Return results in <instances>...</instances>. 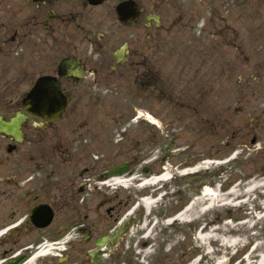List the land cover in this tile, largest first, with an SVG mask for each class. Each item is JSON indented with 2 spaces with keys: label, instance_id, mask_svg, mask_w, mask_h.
<instances>
[{
  "label": "flooded vegetation",
  "instance_id": "1",
  "mask_svg": "<svg viewBox=\"0 0 264 264\" xmlns=\"http://www.w3.org/2000/svg\"><path fill=\"white\" fill-rule=\"evenodd\" d=\"M211 138L264 174V0H0V264H125Z\"/></svg>",
  "mask_w": 264,
  "mask_h": 264
},
{
  "label": "rangeland",
  "instance_id": "2",
  "mask_svg": "<svg viewBox=\"0 0 264 264\" xmlns=\"http://www.w3.org/2000/svg\"><path fill=\"white\" fill-rule=\"evenodd\" d=\"M226 57H233V51L226 50ZM230 80L234 89L237 78L232 77ZM237 84H239L238 81ZM162 134L164 135V132ZM162 140L166 142V136H163ZM218 144L214 138H211L209 160L218 161L221 164L225 157L218 154ZM152 158L154 159L152 156L148 159ZM219 164H210L208 183L200 184L198 187L185 182L171 183L166 186V189L162 191V199L145 214L144 225L142 226L141 223L133 228V232L142 230L138 237L140 239L143 233L150 232L148 239L151 240H148L144 248L146 250L137 249L127 253L125 264H144L140 261L141 255L146 260L145 264H218L221 262L224 264L225 260L228 264H233L237 259H240L237 262H242L241 256L248 251L254 241L258 244L256 251H264V217H261L264 211L261 206L259 211V206L256 204L258 197L261 196L260 188H253L251 192L247 191L249 186L261 185L264 180L258 175H247L248 178L243 179L245 174L236 160L226 164L223 169L217 168ZM248 166L247 161L243 160L242 168L248 169ZM151 175L154 174L147 175V178ZM202 185L219 195L220 199L217 198V204L213 207L207 199L204 198L202 201L200 193L202 188H205L201 187ZM145 190L148 192L147 196H156L159 193V190H150V188ZM185 198L188 199L182 200ZM193 201L195 202L192 208L185 212L184 220H170L177 213L184 211V207L191 205ZM237 202L239 203L235 204ZM257 216L261 218L257 220ZM164 217L166 218L163 219ZM156 219L159 221L156 222ZM242 220L246 222L239 223ZM248 223L255 225L250 229L247 226ZM201 226L203 228L200 231ZM252 230H255V235H250ZM198 232H201V239L197 238ZM223 239L231 241L236 239L242 242L227 248ZM151 241L153 242L150 243ZM243 244L246 245L242 248ZM236 249L237 252L233 255L232 252ZM260 252L258 253L262 254ZM255 256L252 264H255V260H259V256L257 259L254 252L250 254V257Z\"/></svg>",
  "mask_w": 264,
  "mask_h": 264
},
{
  "label": "bare ground",
  "instance_id": "3",
  "mask_svg": "<svg viewBox=\"0 0 264 264\" xmlns=\"http://www.w3.org/2000/svg\"><path fill=\"white\" fill-rule=\"evenodd\" d=\"M216 162V161H215ZM212 163V161H207L206 162V166H208V165H210ZM219 163V162H218ZM217 163V164H218ZM195 169H198V167H196ZM169 176H170V173L169 172H164L160 177H153V178H149V179H146V181L144 182V185H148V184H150V183H155L156 181H160V180H166V179H168L169 178ZM253 188H255V186L253 185V186H249L248 187V189H247V191H250L251 192V190L253 189ZM232 192H233V190H232ZM200 197H201V199H202V201L204 200V198L205 199H207V201L210 203V205L213 207L215 204H217V202H216V200H217V198H219V195L217 194V193H215V192H212L211 190H210V188H208V187H205V188H202V190H201V193H200ZM220 199V198H219ZM197 200V199H196ZM195 200V201H196ZM222 200V199H221ZM195 201H193L192 203H191V205L185 210V212H188V210L189 209H191L192 208V205H193V203L195 202ZM156 201L154 200H151V199H144V203H143V206H144V208H145V210H146V212H148L150 209H151V207L154 205V203H155ZM206 202V201H205ZM226 203H224V205H225ZM263 207H264V205H263ZM263 211H264V209H263ZM185 212L183 213V214H181V215H179L178 217H177V219H179V220H184V218H186L185 217ZM187 214V213H186ZM261 217H264V212L262 213V215H261ZM246 222V221H245ZM149 235V233H147L146 235H145V237H147ZM210 235H211V232H210ZM200 236H201V238H202V235H201V233H200ZM212 236V235H211ZM223 241L225 242V244L224 245H227V246H229V247H232V246H236V245H238V243L239 242H242V240H233V241H231L230 239H223ZM223 243V242H222ZM226 246V247H227ZM258 247V244L254 247V249L255 248H257ZM260 247V246H259ZM250 259V256H248V259H247V264H251V261L249 260ZM262 263H264V256L263 257H261V259L259 260V264H262ZM218 264H223V262H221V263H218Z\"/></svg>",
  "mask_w": 264,
  "mask_h": 264
}]
</instances>
